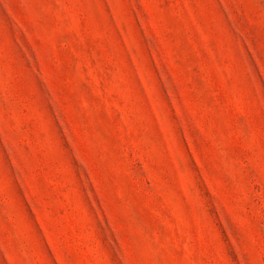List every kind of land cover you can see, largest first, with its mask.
I'll return each mask as SVG.
<instances>
[{
	"label": "rangeland",
	"instance_id": "1",
	"mask_svg": "<svg viewBox=\"0 0 264 264\" xmlns=\"http://www.w3.org/2000/svg\"><path fill=\"white\" fill-rule=\"evenodd\" d=\"M0 264H264V0H0Z\"/></svg>",
	"mask_w": 264,
	"mask_h": 264
}]
</instances>
